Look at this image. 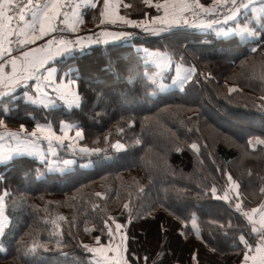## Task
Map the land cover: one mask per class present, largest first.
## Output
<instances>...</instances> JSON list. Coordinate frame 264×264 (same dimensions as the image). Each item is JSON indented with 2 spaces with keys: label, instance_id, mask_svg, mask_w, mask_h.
Here are the masks:
<instances>
[{
  "label": "trees",
  "instance_id": "1",
  "mask_svg": "<svg viewBox=\"0 0 264 264\" xmlns=\"http://www.w3.org/2000/svg\"><path fill=\"white\" fill-rule=\"evenodd\" d=\"M133 2L137 8L142 7L139 0H125ZM125 11L121 8V14ZM127 11L133 19L143 18V13ZM91 12L87 11L85 22L92 21L93 25L96 22ZM135 32L129 40L96 45L68 59L67 63L78 69L73 75L83 97L79 107L47 109L19 99L0 100V118L8 120L11 126L25 123L31 129L36 122H51L59 129V121L66 120L84 129L81 145L99 146L107 151L101 160L99 156L70 150L68 157L74 159V164L66 166L63 172L60 168L50 170L29 155L16 156V163L7 168L0 166V175L4 176L0 192L6 189L16 201L15 206L9 201L6 208L10 223L7 234L0 239L6 249L0 251V264H94L92 254L78 242H92V235L98 231L89 234L84 228L99 229L105 209L125 225L129 251L135 253L133 259L140 258L139 264H144V257H148L147 264H196L193 253L197 254L199 264H237L242 259L233 240L241 231L247 238H254L248 235L247 221L229 203L214 198L206 189L215 185L217 195H222L227 174L231 173L240 184L246 208L255 207L262 199L259 188L264 187V146L248 147L246 157L241 148L252 137L264 138V112L258 107L259 97L264 95L262 83L249 79L251 71L241 65L246 59L260 58L258 52H251L257 40L235 34H208L204 38L194 28L161 38ZM165 46L182 55L186 66L195 63L199 71L211 73V77L200 76V83L190 82L187 94L179 87L159 90L148 102L143 100L148 83L145 78L154 67L150 62L146 64L149 58L141 49L165 51ZM239 73L243 75L234 77ZM233 85L243 92L227 93ZM225 95L233 102L229 103ZM166 107L168 111H160ZM128 117L135 121L134 125L124 123ZM145 117L151 118V124L145 122ZM189 117L195 121V127ZM120 126L125 128L124 133L119 132ZM137 137L142 139L139 145L132 143ZM117 139L125 145L124 149L109 146ZM177 140L185 144L196 141L199 154L187 146L176 152L173 145ZM89 161L90 166H82ZM134 181L145 186V193L139 197ZM177 189L185 190L184 194L178 195ZM129 191L133 193L134 208L131 223L123 209ZM96 192L104 195L97 198ZM193 214L202 239L192 228ZM61 215L67 220L60 221ZM53 219L64 232V243L59 249L49 236ZM185 220L187 227L182 223ZM228 222L231 228L227 227ZM30 229L39 230L36 238L47 243V249L40 248L26 256L18 242L23 237L31 245L32 236L25 235ZM102 242H106L104 237Z\"/></svg>",
  "mask_w": 264,
  "mask_h": 264
},
{
  "label": "snow or ice",
  "instance_id": "2",
  "mask_svg": "<svg viewBox=\"0 0 264 264\" xmlns=\"http://www.w3.org/2000/svg\"><path fill=\"white\" fill-rule=\"evenodd\" d=\"M139 4L142 7L137 8L135 2L125 3V0H0V98L14 96L18 89H25L24 99L32 104L49 108L59 100L70 108L79 107L83 97L79 91V81L73 78V74L78 69L73 68L67 62L57 67V58L73 53L77 48L83 50L86 44H108L109 40H129L137 33L123 30L128 26L151 36H160L176 26H187L199 29L212 28L215 29L217 36L239 33L246 38H253L257 42L251 48V52H258L260 58L258 60L246 59L241 62V65L251 71L249 79L261 81V91L264 92V0H211L210 3L202 2V0H139ZM84 8L92 10L91 17L99 28L98 33L80 34L81 26L85 23L82 12ZM121 8L126 10L124 14H121ZM128 9L143 13V18H131ZM152 10L154 14L150 15ZM218 25L221 27H217ZM113 27L120 30L113 31L111 30ZM164 49L163 52L141 49L149 58L146 64L150 62L155 65L156 69L155 71L150 70L145 78L148 81L143 97L145 101L151 102L157 95V91L165 87L164 74L172 69L173 65L175 75L171 76L172 83L178 85L185 94H187L186 86L190 82L200 83L198 79L200 76H204L205 79L211 77V73L205 74L199 71L194 64L186 67L184 57L177 51L168 46ZM169 75H171L170 72ZM237 75H243V73L234 74V77ZM242 92L243 89L238 85L227 88V93ZM225 99L229 103L233 102L229 95H225ZM259 99L261 103L258 107L264 112V95H261ZM160 111H168V108ZM188 111L195 113L196 110L188 109ZM144 120L151 124L150 117H145ZM188 120L195 127L192 117ZM8 123V120L0 118V142H2L0 143V166L4 168L10 164L14 165L17 155H36L41 160H45L46 157L41 148L43 141H47V150L53 153L58 147H65L76 154L99 156L101 160L107 155L106 149L102 147L89 148L81 145L79 142L84 139V129L66 120L59 121L58 131L51 122H36L31 130L25 123H18V127L12 130L8 127ZM124 123L131 126L135 121L128 117ZM180 123L183 125L184 121L181 120ZM141 128L144 130V123L141 124ZM118 130L120 133L125 132L122 126ZM188 130L192 131L191 128ZM73 131L75 134L70 135ZM196 131H199V128H196ZM104 140L107 142V137ZM132 143L139 145L142 139L137 137ZM109 146L117 150L125 148L119 139L114 145ZM184 146L199 154L200 145L196 141L185 144L177 140L173 145V150L182 152ZM257 146H264V138H250L246 145L241 146L242 155L246 157L249 155L248 147L255 149ZM71 163L70 160L63 161L60 171L63 172L65 167ZM249 175H251L250 172ZM3 179L4 176L0 175V180ZM133 183L138 197L145 193L143 184L139 181ZM226 185L222 195H217L218 190L215 185L210 186L206 191L210 192L214 198L229 203L247 221L248 235L255 234V237L250 240L241 231L234 238L233 246L240 249L238 256L242 257L239 264H264V187L259 188L261 201L255 207L246 208L240 192V184L231 173L227 174ZM176 191L178 195L185 192L179 189ZM103 195L101 192L95 193L97 198ZM132 195L133 193L129 191L128 200L123 203L129 223L134 213ZM12 196L13 194L6 189L0 193V238L7 234L6 228L10 223L5 216V210L9 206L8 202L12 201V206L16 203ZM117 197H119V192H117ZM33 207L38 208L39 206L34 205ZM93 207L99 208V205L93 204ZM44 211L48 212L47 207ZM103 212L105 218L99 229L95 226L84 228L86 233L92 234L98 231V234L92 235L90 243L79 241L80 247L92 254L94 264H139L140 258L133 259L135 253L129 251L125 225L120 223L116 217L109 216L106 209ZM44 219L47 221L48 217ZM58 219L65 221L67 217L61 215ZM50 223L53 227L49 231V236L54 238L56 248L59 249L64 243V232L56 219L51 220ZM182 223L187 227V220ZM191 225L197 238L202 239L195 214L191 217ZM217 226L225 227L220 224ZM227 227H232L231 222H228ZM38 232V229H30L28 233H25L26 236H32L31 245L21 237L18 243L24 255H32L40 248L47 249V243H40L36 238ZM181 235L186 236V233L182 232ZM102 237L106 242H102ZM0 251H6V249L0 245ZM62 254L67 255V253ZM192 259L199 264L196 253L192 254ZM143 260L144 264H147L148 257H144Z\"/></svg>",
  "mask_w": 264,
  "mask_h": 264
},
{
  "label": "crops",
  "instance_id": "3",
  "mask_svg": "<svg viewBox=\"0 0 264 264\" xmlns=\"http://www.w3.org/2000/svg\"><path fill=\"white\" fill-rule=\"evenodd\" d=\"M202 2H208V3H210L211 0H202ZM88 10H89L88 8L82 9V12L84 14V18L86 17V13H87ZM120 12H121V9H120ZM149 14L151 15V14H154V13H149ZM139 19H141V18H139ZM91 22L92 21H90L88 23L85 22L84 25L81 26V33L80 34L86 33L88 35V34H92L93 32H99V28H97L96 24H93L92 25V24H90ZM182 27L183 26H176L173 29H176L177 28V29H184V30H186V29H192V28H194V27H187V26H184V28H182ZM217 27H221V26L218 25ZM223 27L226 28L227 26H223ZM173 29H171V30H173ZM194 29H197V31H199V34H201V35H202L201 32H204L206 35H208V34H215L216 35L215 29H212V28H208V29L194 28ZM111 30L116 31V30H120V29H111ZM123 30L130 31V32H135V31H140L141 32V30H139V29L136 30V29L132 28L131 26H128L127 28H125ZM233 34L238 35L241 38L247 39L246 36H241L239 33H231L229 35H233ZM229 35H227V36H229ZM202 36H204V35H202ZM218 37H223V36H218ZM249 39H253V38H250L249 37ZM119 41H123V39H119V40H115V41L109 40V43H114V42H119ZM96 45H104V44L103 43H101V44H92V45H87L86 44L84 46L83 50L90 49L91 47L96 46ZM80 51H82V50L80 48H77V49H75V51L73 53L67 54V55L62 56L60 58H57V67H60V66L64 65L68 61V59H70L76 53H78ZM153 51H161V52H163L162 50H153ZM152 65L154 67V70L153 71H155L156 70L155 69V65L154 64H152ZM61 75H63V72H61ZM73 78L75 79L74 75H73ZM25 91H26L25 89H18L17 92L14 94V96L3 97V98H0V100L9 99V100L15 101V100H18L19 99V100H23L25 103L32 104L31 102H29V101H27V100L24 99V92ZM32 105L39 106V107L42 106V105H38V104H32ZM59 106H65V107H67V108L70 109V107H68L62 101H59V100H57V102L54 105H52L51 107H49L47 109L57 108ZM73 107H75V106H73ZM73 107H71V108H73ZM5 109L7 111L9 110V108L7 106H5ZM8 127L10 129H12V130H15L18 126H11L10 124H8ZM29 130H31V129H29ZM57 131H58V129H57ZM74 134H75L74 131L72 133H70V135H74ZM0 143H2V142H0ZM41 148H42V151H43V155L46 157L45 160H41L39 158V156H36V155H29V156H34V157L38 158L39 161L42 162V163H44V165L48 166V168L50 170H54V169L61 168V166L63 164V161H65V160H71L72 163L70 165H73L74 164V159L71 158V157H68L70 155L68 151H70V150H67L65 147H58L56 149L55 153H53V152H50V151L47 150L48 149L47 141H43L42 144H41ZM62 152L64 153L63 156H61ZM25 155H27V154H25ZM17 156H21V155H17ZM70 165H68V166H70ZM0 193H2V192H0ZM5 216H6L7 220L9 221V218L6 215V210H5ZM251 239H253V238H250V240ZM237 264H239V263H237Z\"/></svg>",
  "mask_w": 264,
  "mask_h": 264
},
{
  "label": "rangeland",
  "instance_id": "4",
  "mask_svg": "<svg viewBox=\"0 0 264 264\" xmlns=\"http://www.w3.org/2000/svg\"><path fill=\"white\" fill-rule=\"evenodd\" d=\"M182 28H184V26L182 27ZM137 30V29H136ZM179 30H184V29H173V30H170L169 32H167V33H164V34H162V35H160V36H151V35H148V34H144V33H140V31H139V34H142V35H144V36H148L149 38L151 37H156V38H161V37H163V36H166V35H168V34H170V33H172V32H174V31H179ZM135 33H137V32H135ZM202 33V35H204L205 37L207 36L204 32H201ZM203 36V37H204ZM204 37V38H205ZM194 65H195V63H194ZM169 72L171 73V75H169ZM175 75V68H174V66H173V68L172 69H170V70H168V71H166L165 72V74H164V78H163V83L165 84V87L163 88V89H161L160 91H169V90H171V89H173V88H176V87H178V85H176V84H173L172 83V80H171V76H174ZM71 161V160H70ZM91 165V162L89 161V162H83L82 163V166H90ZM0 243H1V240H0ZM1 245V244H0Z\"/></svg>",
  "mask_w": 264,
  "mask_h": 264
},
{
  "label": "built area",
  "instance_id": "5",
  "mask_svg": "<svg viewBox=\"0 0 264 264\" xmlns=\"http://www.w3.org/2000/svg\"><path fill=\"white\" fill-rule=\"evenodd\" d=\"M111 29H116V28H111ZM95 33H98V32H95ZM69 35H73V34H69ZM82 35H87L86 33H83Z\"/></svg>",
  "mask_w": 264,
  "mask_h": 264
},
{
  "label": "water",
  "instance_id": "6",
  "mask_svg": "<svg viewBox=\"0 0 264 264\" xmlns=\"http://www.w3.org/2000/svg\"><path fill=\"white\" fill-rule=\"evenodd\" d=\"M255 236V234H253Z\"/></svg>",
  "mask_w": 264,
  "mask_h": 264
}]
</instances>
